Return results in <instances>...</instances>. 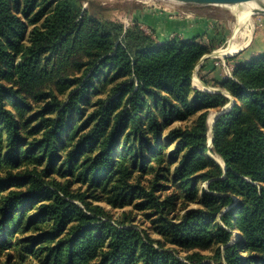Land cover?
Wrapping results in <instances>:
<instances>
[{
  "label": "trees",
  "instance_id": "1",
  "mask_svg": "<svg viewBox=\"0 0 264 264\" xmlns=\"http://www.w3.org/2000/svg\"><path fill=\"white\" fill-rule=\"evenodd\" d=\"M76 3L0 0V264H264V52L199 90L197 35L158 41ZM53 83L78 87L58 100Z\"/></svg>",
  "mask_w": 264,
  "mask_h": 264
},
{
  "label": "rangeland",
  "instance_id": "2",
  "mask_svg": "<svg viewBox=\"0 0 264 264\" xmlns=\"http://www.w3.org/2000/svg\"><path fill=\"white\" fill-rule=\"evenodd\" d=\"M176 2H174V0H77L76 8L79 9L80 12L86 11L89 15L97 16L111 22L120 23L123 25V28L137 22L140 28L147 33H151L158 41L164 38H171L173 35L179 34L171 33L169 36H162L157 32V30H155L154 24L155 27H157L156 23L161 22L164 24L166 18L168 20L169 17L180 14L185 17L187 16V21H190L191 18H193L194 23H192V25L187 22H182L181 25L186 26V24H188L190 28L189 31L192 36L197 35L196 40L212 47V51L228 45V41L234 32L233 29L237 25V18L230 8L217 5H196ZM163 11L165 13L164 15L162 14ZM170 20H172V18L169 19V21ZM197 20L199 23L196 22ZM250 20L253 24L252 39L250 41L252 43H249L248 47L244 50L238 51L232 55L209 56L212 51L205 54L207 57L200 59L192 71V87L207 92H225V90L219 85V82L226 77L232 76L233 67L237 63L247 61L251 57L264 52V14L252 13L250 15ZM195 22L198 25H196ZM31 26L32 25L29 26V29ZM240 29H244L243 24L240 25ZM179 36L182 37L181 35ZM28 44L29 42L27 45ZM255 46L258 47L259 50L255 49ZM66 72L70 77L81 75V71L72 67H68ZM193 77L197 78L199 81L196 85L193 84ZM53 84L54 87L51 90V94H53L58 100H66L68 95L78 87L75 84H72L71 86L62 89L57 83ZM108 88L104 87V89H102V87L99 86L96 90H94L92 101H95L98 96L102 98L106 97L110 92V89ZM48 91L49 90H47V92ZM39 103L40 101L35 102L34 100H31V106L33 108H37ZM217 113V110L212 109L209 111L208 115H212V117H214ZM193 119L194 117L183 122L176 121L171 125V127L190 124ZM170 148H172V145H168L167 149ZM208 154L213 160L221 164V157L219 155L212 152H209ZM76 186L77 185H74L73 188H76ZM205 188L206 182H200L198 190ZM96 203L102 205L105 211L108 212L111 218L115 221L122 220L124 219V214H129L128 216L131 217V223L135 224L137 227L148 228L150 226L149 221H147V218L143 215V213L133 210L131 207L114 208L103 202ZM148 232L153 237H156L155 233H153L151 229H149ZM232 236L233 238H236V233L234 232ZM168 247L174 249L181 257H183L186 253L196 251L191 250L189 252H184L180 248H174L170 245ZM214 249L215 247H212L199 252L207 256L213 254Z\"/></svg>",
  "mask_w": 264,
  "mask_h": 264
},
{
  "label": "bare ground",
  "instance_id": "3",
  "mask_svg": "<svg viewBox=\"0 0 264 264\" xmlns=\"http://www.w3.org/2000/svg\"><path fill=\"white\" fill-rule=\"evenodd\" d=\"M263 5H264V0H252V1H246L242 3L226 6L227 8H230L234 12L237 18V25L233 29L234 32L232 37L228 41V45L226 47H221L217 49L220 56L235 54L238 52V50L245 48L246 45L248 46V43L251 41L252 32H253V24L252 21L250 20V15L253 13L252 11L254 8L261 7ZM241 24L244 25V29H240ZM197 83H199V81L197 80V78L193 77V84L196 85ZM212 119H213L212 115H208L207 117L208 124H211ZM209 136H210V130H209ZM220 162L223 165V161L221 159Z\"/></svg>",
  "mask_w": 264,
  "mask_h": 264
},
{
  "label": "crops",
  "instance_id": "4",
  "mask_svg": "<svg viewBox=\"0 0 264 264\" xmlns=\"http://www.w3.org/2000/svg\"><path fill=\"white\" fill-rule=\"evenodd\" d=\"M162 14L163 15L165 14L164 11L162 12ZM191 15H192V13H191ZM186 17L182 16L180 14L179 15H175V16H171V17H169V19L172 18V20H170L171 22L169 21V19L167 20V18H166L164 24L161 23V22L160 23L158 22V23H156L157 27H155V24H154V28H155V30H157V32L160 35L165 36V37L169 36L171 33H178L179 35H181L184 38L192 37V34L189 31L190 28H189L188 24H186V26L185 25L184 26L181 25L182 22L191 23V25H192V23H194L193 18H191L190 21H187L188 19ZM196 22L199 23L198 20ZM197 23H196V25H198ZM191 27H194V26H191ZM249 43H252V42H249ZM246 47H248V46L246 45L245 48ZM245 48H242V49H240L238 51L244 50ZM254 48L259 50L258 47H256V46Z\"/></svg>",
  "mask_w": 264,
  "mask_h": 264
},
{
  "label": "water",
  "instance_id": "5",
  "mask_svg": "<svg viewBox=\"0 0 264 264\" xmlns=\"http://www.w3.org/2000/svg\"><path fill=\"white\" fill-rule=\"evenodd\" d=\"M174 1H177V2H180V3H186V4L217 5V6L226 7L227 5H233V4H238V3H242V2H246V1H252V0H174ZM252 12L253 13L264 14V5L261 6V7L254 8ZM218 55H220V54H219V52L217 50H213L209 54V56H218ZM205 57H207V55H204L202 58H205ZM228 106H231V104L228 105ZM218 114H219V112L217 113V115ZM217 115H215L213 117L211 124H208V121H207V124L209 126V130H210V136H209V139H208V146H211V144H212V139H213V137H212V126H213V122H214V120H215Z\"/></svg>",
  "mask_w": 264,
  "mask_h": 264
}]
</instances>
